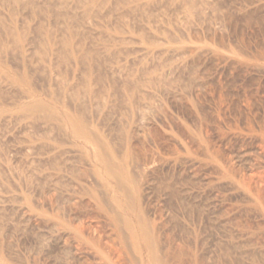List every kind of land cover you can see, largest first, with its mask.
I'll list each match as a JSON object with an SVG mask.
<instances>
[{"label": "rangeland", "instance_id": "374dc122", "mask_svg": "<svg viewBox=\"0 0 264 264\" xmlns=\"http://www.w3.org/2000/svg\"><path fill=\"white\" fill-rule=\"evenodd\" d=\"M0 264H264V0H0Z\"/></svg>", "mask_w": 264, "mask_h": 264}]
</instances>
